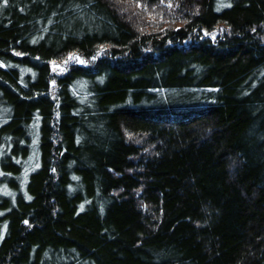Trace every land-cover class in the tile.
<instances>
[{
    "label": "trees",
    "instance_id": "1",
    "mask_svg": "<svg viewBox=\"0 0 264 264\" xmlns=\"http://www.w3.org/2000/svg\"><path fill=\"white\" fill-rule=\"evenodd\" d=\"M0 264H264V0H0Z\"/></svg>",
    "mask_w": 264,
    "mask_h": 264
},
{
    "label": "snow or ice",
    "instance_id": "2",
    "mask_svg": "<svg viewBox=\"0 0 264 264\" xmlns=\"http://www.w3.org/2000/svg\"><path fill=\"white\" fill-rule=\"evenodd\" d=\"M4 5L8 4V0H3ZM143 7V5H141ZM171 6V5H170ZM19 54V53H18ZM71 58V57H70ZM82 62V61H81Z\"/></svg>",
    "mask_w": 264,
    "mask_h": 264
},
{
    "label": "rangeland",
    "instance_id": "3",
    "mask_svg": "<svg viewBox=\"0 0 264 264\" xmlns=\"http://www.w3.org/2000/svg\"><path fill=\"white\" fill-rule=\"evenodd\" d=\"M53 70V74H55L57 72V67L55 68L54 66L52 67Z\"/></svg>",
    "mask_w": 264,
    "mask_h": 264
},
{
    "label": "water",
    "instance_id": "4",
    "mask_svg": "<svg viewBox=\"0 0 264 264\" xmlns=\"http://www.w3.org/2000/svg\"><path fill=\"white\" fill-rule=\"evenodd\" d=\"M54 66V63L53 64H51V67H53Z\"/></svg>",
    "mask_w": 264,
    "mask_h": 264
}]
</instances>
